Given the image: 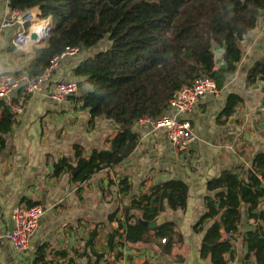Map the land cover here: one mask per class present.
Returning <instances> with one entry per match:
<instances>
[{"label": "trees", "instance_id": "16d2710c", "mask_svg": "<svg viewBox=\"0 0 264 264\" xmlns=\"http://www.w3.org/2000/svg\"><path fill=\"white\" fill-rule=\"evenodd\" d=\"M9 1L13 10L27 13L38 9L42 19H52L47 43L33 48L26 69L29 76H43L55 57L68 48H78L87 56L73 69V75L84 78L78 82V93L88 90L69 98L89 111L91 126L99 118L118 126L117 134L106 140L108 149H95L88 155L75 144L73 158L64 157L55 164L53 176L68 174L74 183L86 182L123 163L138 145L139 135L134 132L138 121L164 115L185 86L209 76L223 90L243 59L238 42L258 26L261 17L264 20V0ZM216 46L226 47L225 69L215 64ZM259 80L264 83V53L248 71L246 89ZM243 102L239 94L231 93L221 117L229 120ZM11 106L7 98H0V150L16 124ZM120 184L121 193L131 190L127 179ZM206 192L204 213L192 228L201 236L200 258L206 264H228L233 241H242L247 247L246 264H264V210L259 209L264 198V153L255 156L245 176L231 169L207 180ZM189 195L188 183L180 178L139 193L130 205L108 217L110 224L117 221L118 226L108 235L105 252L94 249L98 233H93L87 246L94 259L86 253L88 264H113L123 257L122 249L139 250V245L183 264L184 257L174 254L185 246L178 224L165 220L152 229L141 221L153 223L167 212H186ZM120 212L122 219L118 220ZM245 213L256 224L254 230L242 231ZM44 260L42 250L35 263Z\"/></svg>", "mask_w": 264, "mask_h": 264}, {"label": "crops", "instance_id": "0c3cea01", "mask_svg": "<svg viewBox=\"0 0 264 264\" xmlns=\"http://www.w3.org/2000/svg\"><path fill=\"white\" fill-rule=\"evenodd\" d=\"M7 1L0 0V77L4 74L14 78L29 76L26 69L33 49L17 51L11 39L19 27H2ZM32 11L38 21L32 28L33 34L41 20L37 19L39 10ZM44 20L50 24L52 19ZM36 37L34 34L33 38ZM238 45L243 59L237 73L227 79L217 95L203 97L187 117L198 139L186 152L176 154L164 129L137 123L134 132L139 135V142L134 152L120 165L105 169L83 183L72 182L68 174L54 177L55 164L61 158H73L75 144L84 147L88 155L95 149H108L106 140L117 134L118 126L105 118L97 119L91 126L89 111L83 110L81 103L70 98L56 102L51 94L60 82L84 80L75 77L73 69L86 53L81 51L59 63L41 91L28 93L20 88L8 96L16 124L5 136L6 145L0 150V229L2 232L14 230L12 214L17 206L39 205L45 213L26 251L18 252L12 244L0 242V264H88L86 253L94 259L93 251L87 246L93 233H98L94 249L97 253L105 252L108 235L118 226L117 221L110 224L108 217L130 205L139 193L172 179L180 178L188 183V209L193 194L201 206L189 218L201 217L207 180L231 169L245 176L255 156L264 153V83L259 80L256 86L245 87L248 71L264 53L263 17ZM86 90L81 89L78 96ZM231 93L239 94L244 102L226 120L221 112ZM233 117L235 120L231 123ZM122 179H127L131 186L127 194L121 193ZM259 209L264 210V198ZM117 219H122L121 212ZM108 228L105 246L100 248L99 237ZM146 249L155 255L146 245H139V250L126 247L121 250L124 255L119 261L127 263ZM42 250L45 260L35 263ZM113 259L110 255L109 260Z\"/></svg>", "mask_w": 264, "mask_h": 264}, {"label": "built area", "instance_id": "2783aa9c", "mask_svg": "<svg viewBox=\"0 0 264 264\" xmlns=\"http://www.w3.org/2000/svg\"><path fill=\"white\" fill-rule=\"evenodd\" d=\"M36 14L33 11L27 13L13 10L10 2L7 1V7L4 14L2 27L13 28L18 26L19 30L11 39V45L19 52H30L34 47L41 46L51 31V25L48 21L41 19V24L37 26L36 38L31 39L30 34L34 26ZM81 50L78 48H68L64 53L55 57L47 72L41 77H31L22 75L12 77L4 74L0 77V98H7L14 91L25 88L28 93L39 92L46 84L49 74L63 60L76 56ZM79 86L76 81L60 82L56 85V90L51 94V98L56 102H63L71 96H76ZM219 89L216 81L209 77H201L190 86H185L179 91L178 97H174L169 103L167 112L157 118L144 117L138 121L140 125H148L153 129H164L171 142L173 150L178 155L186 152L192 144L196 142V135L189 119L187 118L193 112L199 101L205 96L217 95ZM2 110L0 109V119ZM45 213L42 206L23 207L17 206L12 214L15 227L11 232H2L0 229V242L12 244L18 252H24L28 249L30 241L36 235L41 219Z\"/></svg>", "mask_w": 264, "mask_h": 264}, {"label": "rangeland", "instance_id": "374dc122", "mask_svg": "<svg viewBox=\"0 0 264 264\" xmlns=\"http://www.w3.org/2000/svg\"><path fill=\"white\" fill-rule=\"evenodd\" d=\"M51 22L52 20L50 21V25ZM49 37H50V33H48L44 45L47 43ZM246 173L247 171H245V174ZM191 198L192 199L190 200V208L188 209L187 212H182V211L167 212L164 215L165 220H171L178 224L179 229L184 236L185 246L182 249H177L174 252V254L184 257L185 263L183 264L195 263L197 257L199 256V248L201 243V236L195 235L192 229L193 226L199 220L200 216L198 218H191V217L189 218L190 213L194 212L197 214L198 211H200L201 206L195 194H193ZM255 228H256V224L254 223V221L248 219L247 214L246 216L244 214L243 221L241 223L242 231L245 232L247 230H252V229L254 230ZM108 232H109V228L108 230L104 229L101 232V235L99 237L100 248H103L105 246ZM224 237H227V235L224 234ZM139 254L140 255L133 256L130 260L127 261V263H125L124 261L123 262L119 261L117 264H174L171 262L170 259L164 257L163 255L156 256L153 254V252H151L148 249L139 252ZM246 256H247L246 245L242 241L239 242L233 241V250H232V254L228 256V261H229L228 264H246L248 262ZM201 264H205V261H201Z\"/></svg>", "mask_w": 264, "mask_h": 264}, {"label": "water", "instance_id": "95a60500", "mask_svg": "<svg viewBox=\"0 0 264 264\" xmlns=\"http://www.w3.org/2000/svg\"><path fill=\"white\" fill-rule=\"evenodd\" d=\"M45 43V41H43L41 43V45H43ZM225 49L226 47L224 48H221L220 46H216L215 47V64L217 66H220L221 68L225 69L226 66L224 64V59H223V55H224V52H225ZM199 76H197L198 78ZM175 97L177 98L178 97V94L175 95ZM234 120H235V117H233L231 119V123H234ZM165 222V219L164 218H161L159 219L157 222H153V223H148V222H144V221H141V223L144 225V226H149L150 228L154 229L156 227H158L159 225H162L163 223ZM201 261H204L200 258V255L197 257V260L195 261L194 264H201ZM206 264V262H205Z\"/></svg>", "mask_w": 264, "mask_h": 264}, {"label": "bare ground", "instance_id": "6f19581e", "mask_svg": "<svg viewBox=\"0 0 264 264\" xmlns=\"http://www.w3.org/2000/svg\"><path fill=\"white\" fill-rule=\"evenodd\" d=\"M38 19V18H37ZM34 22L33 23H36V22H38V21H36V18H34V20H33ZM35 25V24H34ZM31 32H32V30H31ZM36 32H37V27L36 28H34V30H33V34L31 33L30 34V38L32 39V37H33V35L35 34L36 35ZM31 35H32V37H31ZM35 37V36H34Z\"/></svg>", "mask_w": 264, "mask_h": 264}]
</instances>
